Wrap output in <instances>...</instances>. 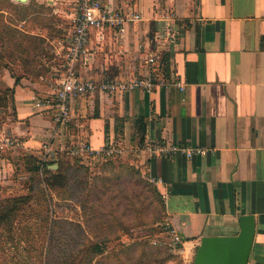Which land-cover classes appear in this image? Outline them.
Wrapping results in <instances>:
<instances>
[{
	"label": "crops",
	"instance_id": "crops-1",
	"mask_svg": "<svg viewBox=\"0 0 264 264\" xmlns=\"http://www.w3.org/2000/svg\"><path fill=\"white\" fill-rule=\"evenodd\" d=\"M34 1L55 14L49 0ZM115 2L140 19L126 23L123 44L110 30L103 42L92 34V61L80 73L102 79L115 67L111 73L126 79L143 76L148 55L156 53L160 60L150 68L154 90L86 95L72 103L70 124L62 125L35 106V97L47 89L28 77L6 75L1 80L13 90L16 122L4 130L20 146L9 149L16 164L0 152V178L14 166L25 169L29 155L40 165L45 142L58 149L48 160L58 164L69 142L100 148L115 141L135 148L138 140L172 227L183 239L184 261L194 260L203 236L237 234L240 217L253 215L248 264H264V0ZM151 139L182 149L155 154L148 148ZM196 147L203 152L186 154Z\"/></svg>",
	"mask_w": 264,
	"mask_h": 264
},
{
	"label": "rangeland",
	"instance_id": "rangeland-1",
	"mask_svg": "<svg viewBox=\"0 0 264 264\" xmlns=\"http://www.w3.org/2000/svg\"><path fill=\"white\" fill-rule=\"evenodd\" d=\"M49 11L34 0L30 3L0 0V14L3 15H0L1 89H8L1 80L6 75L36 80L38 74L50 77L56 73L61 60L55 55L53 40L64 33L67 23ZM60 27L64 28L59 33ZM41 86L47 89V81ZM6 97L7 107L0 108V133L6 132L7 124L16 122L12 90ZM113 143L120 153L103 158L81 154L64 156L63 177L57 182L59 190L52 193L51 209L57 218L67 219L72 224L60 231V239H68L72 244L76 240L102 242L105 246L103 257H99L98 262L94 260V264H131L148 249L145 240L150 234L149 243L162 245L174 253V258L166 264H193L194 260L184 261L183 239L174 240L165 197L150 175L147 161L141 157L138 140L135 148ZM2 153L4 158L17 163L12 156L10 158L9 149ZM21 167L14 166L10 172L2 173L5 174L0 178V199L23 193L29 178L33 177L36 182L42 178L41 173L28 172L23 165ZM78 223L80 227L76 226ZM134 242L138 244L136 250L127 248ZM6 253L12 255L14 251L1 249L0 264H4Z\"/></svg>",
	"mask_w": 264,
	"mask_h": 264
},
{
	"label": "built area",
	"instance_id": "built-area-1",
	"mask_svg": "<svg viewBox=\"0 0 264 264\" xmlns=\"http://www.w3.org/2000/svg\"><path fill=\"white\" fill-rule=\"evenodd\" d=\"M49 5L53 6L54 13L62 17L67 26L64 33L55 39V55L61 63L56 69V73L46 79L47 91L43 96L35 97V106L42 111L50 112L56 123L69 125L72 114V103L80 100L86 95L100 92L104 95H115L121 93L125 95L136 89L152 92L155 88V81L151 75L150 68L160 60L156 53H150L145 61V74L126 79L123 76H106L98 79L92 74H81V67L88 66L92 61L91 36L96 34L103 42L107 38L106 32L112 31L119 44H123L125 25L133 19H140V15L129 10L124 12L116 5L115 0H49ZM176 85L184 90V83L176 81ZM20 141L18 138L7 133H0V152L7 149L18 148ZM149 150L155 154H172L182 149L177 144L169 143L165 140L151 139L148 145ZM60 150L71 154H81L93 157H107L120 153L112 141H109L100 148H94L90 142L82 141L64 145ZM41 152V172L47 163L53 167L57 164L48 161L56 156L58 149H54L50 142H45L40 148ZM187 155L201 153L203 149L186 148ZM174 240L181 237L173 229Z\"/></svg>",
	"mask_w": 264,
	"mask_h": 264
},
{
	"label": "trees",
	"instance_id": "trees-1",
	"mask_svg": "<svg viewBox=\"0 0 264 264\" xmlns=\"http://www.w3.org/2000/svg\"><path fill=\"white\" fill-rule=\"evenodd\" d=\"M47 8L50 13L51 8ZM0 15L3 16L2 13ZM58 32H63V30L58 29ZM163 66L167 72L168 64L163 62ZM114 68L111 67L109 71V75L112 77L116 75V73H111ZM28 78L43 84L46 83L48 77L38 74L36 80ZM10 90L12 89L3 90L0 87V108L7 107L6 96ZM141 132L143 139L145 126L141 127ZM58 156L57 168L51 169L48 166L51 163H47L42 172L36 156L25 157L26 171L41 173L42 178L36 182L31 177L28 180L26 191L0 199V250L8 252V249H12L14 251L12 255L6 253L3 258L4 264L11 262L12 264H94V260L98 262L101 260L99 257H103L105 246L102 242L90 241L87 243L85 240H76L72 244L68 239H60V231H65L70 222L55 216V211L51 209L52 193L60 188L57 182L63 177L61 168L66 164V161L63 160L64 156H75V154L63 152ZM44 176L46 177L44 178ZM76 226L80 227L81 225L78 223ZM147 237L145 245L148 246V249L142 251L141 256H138L140 259L131 264H166L174 258L175 255L171 249L161 247L162 245L159 244L153 245L151 242L149 243L152 236L147 234ZM76 245L79 246L76 247ZM130 247L136 250L137 242L131 243V246L127 248L131 249Z\"/></svg>",
	"mask_w": 264,
	"mask_h": 264
},
{
	"label": "water",
	"instance_id": "water-1",
	"mask_svg": "<svg viewBox=\"0 0 264 264\" xmlns=\"http://www.w3.org/2000/svg\"><path fill=\"white\" fill-rule=\"evenodd\" d=\"M239 227L237 234L203 236L193 264H248L255 233L254 216L242 215Z\"/></svg>",
	"mask_w": 264,
	"mask_h": 264
}]
</instances>
